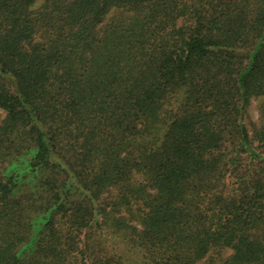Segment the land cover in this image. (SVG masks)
<instances>
[{"label":"trees","instance_id":"obj_1","mask_svg":"<svg viewBox=\"0 0 264 264\" xmlns=\"http://www.w3.org/2000/svg\"><path fill=\"white\" fill-rule=\"evenodd\" d=\"M0 264H264V0H0Z\"/></svg>","mask_w":264,"mask_h":264},{"label":"rangeland","instance_id":"obj_2","mask_svg":"<svg viewBox=\"0 0 264 264\" xmlns=\"http://www.w3.org/2000/svg\"><path fill=\"white\" fill-rule=\"evenodd\" d=\"M0 112H1V110H0Z\"/></svg>","mask_w":264,"mask_h":264}]
</instances>
